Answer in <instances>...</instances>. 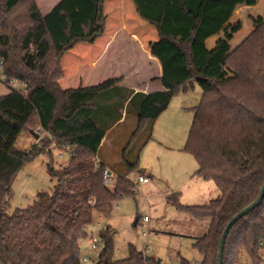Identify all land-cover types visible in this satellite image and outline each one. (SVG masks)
Listing matches in <instances>:
<instances>
[{"label":"trees","instance_id":"obj_1","mask_svg":"<svg viewBox=\"0 0 264 264\" xmlns=\"http://www.w3.org/2000/svg\"><path fill=\"white\" fill-rule=\"evenodd\" d=\"M105 1L59 0L43 14L36 0H0V59L4 82L11 87L0 95V261L85 264L80 240L88 235L95 212L110 217L118 200L135 194L136 184L128 173L139 167L140 153L130 160L126 151L148 130L144 146L174 94L197 81L203 93L193 108L185 149L198 162L195 174L212 179L221 194L198 204L180 202L179 192L169 199L198 221H209L193 243L201 261L193 263L182 256L177 264H218L226 224L256 199L264 183V68L260 63L264 20L236 49L224 55L225 46L217 44L198 64L195 42L208 0H134L137 12L156 25L160 38L178 48L172 45V53L160 52L161 56L174 52L180 56V50L188 76H164L172 89L150 93L120 85L121 76L64 89L62 58L76 43L94 42L104 33ZM218 55L233 68L232 76L207 71ZM14 79L26 86L13 87ZM132 110L138 122L122 151L127 172L118 173L111 186L104 177L108 165L99 153L107 131ZM38 128L42 133H37ZM23 132L38 134L28 148L17 146ZM53 144L70 153L61 168L54 165ZM42 153L49 156L53 188L37 191L31 204L13 209L14 180ZM114 237L111 225L101 230L103 246L91 264H170L134 243L129 244L128 256L115 258ZM244 251L252 264H264V199L230 228L223 264H237Z\"/></svg>","mask_w":264,"mask_h":264},{"label":"rangeland","instance_id":"obj_2","mask_svg":"<svg viewBox=\"0 0 264 264\" xmlns=\"http://www.w3.org/2000/svg\"><path fill=\"white\" fill-rule=\"evenodd\" d=\"M113 5H115L113 1L104 3V13L107 16L105 32L94 42L76 43L62 58L64 76L66 73L68 79L74 78L73 86L78 84V77L74 76L78 59L100 51L108 33L117 34L116 41L121 44L120 49H123L121 59L133 58L142 64H140L139 72H135L134 68H130L128 64L115 65L102 72L96 68L91 77L100 75L93 78L91 83L97 84L110 77L121 76L127 71L130 79L141 77L145 80L148 76H156L159 73L158 64L151 61H147L148 64H146L145 57L148 52L144 49L153 48L154 52L159 50L160 56L161 51L172 53L173 46L178 49L160 38L156 25L142 18L133 2L131 5L123 6L121 14L120 7ZM42 8L45 11L46 7ZM204 12L205 20L201 33L206 35L208 40L207 43L199 44L196 48L198 64L206 51L217 44L222 43L223 46H228L229 52L240 46L264 20V0H208ZM140 34L146 35L142 43L137 39ZM133 38L137 39L139 46L135 45ZM148 38L153 46L149 45ZM179 52L181 66L178 58L171 63L167 62L165 66V73L172 74L174 78H182L183 73L187 75L182 53L180 50ZM172 55L177 56L178 52ZM219 56L212 60L207 71L213 74H217L218 71L221 77L232 76L233 68L223 63ZM260 63L264 68V52ZM82 65L83 67L78 68L81 79L88 74L85 58ZM4 80L5 75L0 65V95L11 90ZM11 85L17 89L24 87L21 83ZM113 93L118 94L116 90ZM202 93L203 90L197 81L189 84L185 89L178 90L169 106L158 118L153 134L147 140L144 149L140 148L150 135L148 130L141 132L130 149L126 151L130 160L135 154L140 153L139 167L128 173L129 177L135 181V194L126 195L118 200L110 217L95 212L94 221L87 228L88 235L80 240L82 258L89 256V260L83 261L85 264L98 260L103 246L100 232L107 225L115 229V258L128 256L130 243L136 244L145 253L156 254L172 264L178 263L181 256L190 259L193 263H197L196 261L202 257L193 242L196 237L204 234L209 221L205 224L202 222L196 224L198 220L192 214L180 210L169 199L172 193L179 192L180 202L196 204L207 202L221 194L212 179L205 180L200 175H194L198 162L193 154L185 149L194 117L193 108L200 102ZM137 122L136 114L133 110L130 111L126 119L124 117L113 127L107 142L101 148V156L106 158L113 172L112 185L115 184L118 173L127 172L122 151L127 146ZM28 136L32 143L36 139L34 134L23 132L17 139V146L28 148L32 144L26 141ZM51 148L55 167L61 168L66 165L70 158L69 151L55 144ZM48 161V154L42 153L20 170L12 185L15 193L12 199L13 209L31 204L37 191L53 188V180L47 167ZM145 169V172L151 175L148 182H141L139 175ZM92 237L98 241V247H93ZM237 264H252L245 251Z\"/></svg>","mask_w":264,"mask_h":264},{"label":"crops","instance_id":"obj_3","mask_svg":"<svg viewBox=\"0 0 264 264\" xmlns=\"http://www.w3.org/2000/svg\"><path fill=\"white\" fill-rule=\"evenodd\" d=\"M36 1H37V3H38V5H39V7H40V9H41L43 14L48 13L59 2V0H36ZM110 1H113L115 3V5H118L120 7L119 8L120 9V14L122 13L123 6L131 5V2L134 3V0H106V3L110 2ZM115 5H113V6H115ZM43 6L46 7L45 11L42 8ZM135 8H136V6H135ZM104 32H105V30H104ZM107 36L108 37L106 38V41L102 44L103 46L100 49V51H98L96 53H93L92 55L88 54L87 57H82V58L78 59V61L76 63V65H77L76 66V74H74V76L76 75L78 77V80H77L78 84L76 86H73L72 82L74 81V78L68 79V77H67V75L65 73V76L60 80V85L62 86V88L67 89V88H76V87H78L80 85L81 86L95 85L96 83H91V81L94 78V77H91V75L94 74L93 71L96 68H98V70L102 72L104 70H108L110 68H113L115 65L118 66V65H121V64H128L130 68H134L135 72H139L140 64H142V63L139 62L137 59L131 58L129 60H125V59H121L120 58L121 54L123 53V49H120L121 44L118 41H116L117 40L116 39L117 34L115 35V33L111 32V33H108ZM145 36L143 34H140L137 39L139 41H141V43H142V40L143 39L145 40V38H144ZM137 39L133 38V40H135L134 41L135 45L139 46ZM207 40H208L207 36L200 32L198 37H197V39H196V42H195V50H196V48H197V46L199 44L203 45L204 43H207ZM148 42L150 43L149 45H151V42H150L149 38H148ZM151 46H153V45H151ZM227 48H228V46L225 47L224 55L229 52V50ZM144 50H147L145 52H148L146 54L147 56L145 57L146 58V60H145L146 64H148L147 61H151V62L157 63L158 67H159V73L156 76H148L145 80H142L141 77L135 78V79H132V78L130 79L128 77V71H127V72H125V74L121 75L122 80H121V82L119 84L122 85V86L128 87V88H131L135 92L142 91V92H145V93H150V92H154V91H164V90L172 89L173 85L168 83V82H165L162 79V77L166 76V77L174 78L172 76V74L165 73V66L167 65V62L171 63V62L174 61V59H177L176 57H178L179 62H180V66H181V55L180 56H173L172 54H168V55L160 56L159 55V50H158V52H154L153 48L152 49H144ZM161 52L164 53L163 51H161ZM84 58H85V61H86V66L85 67L87 68V72L86 73H88V74H87V76L82 77V79H81V77L78 74V68L83 67L82 61H83ZM99 75L100 74H98L97 76H99ZM187 76H188V71H187V75H185V73H183L182 78H177V79H183V78H186ZM117 77H119V76H117ZM157 120H156V122H157ZM156 122H155V124H156ZM113 127L110 128L107 131V136L104 138V142H103L101 148L107 142L108 136H109L111 130L113 129ZM154 127H155V125H154ZM38 129L43 131L42 128H38ZM153 131H154V129H153ZM31 134L35 135V138H36L34 140V142H35L38 139L37 133L36 134L35 133H31ZM26 141L27 142H31L29 136L27 137ZM146 144L143 146L142 150L144 149ZM99 156L105 163H107L108 167H110V165L108 164V161L106 160V158L101 156V150H100ZM68 161L69 160H67V163H68ZM31 162H29V163H31ZM29 163H27V164H29ZM196 170L194 171V175H198V174H195ZM30 171H32V170H30ZM145 171H146V169L144 171H142L140 175H144V176H147L149 178V175H151V174L150 173L147 174L148 172H145ZM35 197L36 196H34V199H35ZM211 199H213V198H211ZM196 204H198V203H196ZM200 222H202V221H197L195 223L196 224H200ZM205 222L206 221H203L202 223L205 224ZM151 255L157 256L156 254H151ZM160 258H162V257H160ZM201 259H202V257H200V259L197 260L196 262H199ZM170 264H172V263H170ZM175 264H177V263H175Z\"/></svg>","mask_w":264,"mask_h":264},{"label":"water","instance_id":"obj_4","mask_svg":"<svg viewBox=\"0 0 264 264\" xmlns=\"http://www.w3.org/2000/svg\"><path fill=\"white\" fill-rule=\"evenodd\" d=\"M38 136V134H37ZM264 199V183L261 187V190L258 194V196L256 197V199L251 202L249 205H247L246 207H244L243 209H241L239 212H237L226 224L224 231L222 233L221 239H220V246H219V262L218 264H223V258H224V246H225V242H226V238L228 236L229 230L230 228L236 223V221H238L241 217H243L244 215L248 214L251 210H253L254 208H256L261 201ZM0 264H6L0 261Z\"/></svg>","mask_w":264,"mask_h":264},{"label":"built area","instance_id":"obj_5","mask_svg":"<svg viewBox=\"0 0 264 264\" xmlns=\"http://www.w3.org/2000/svg\"><path fill=\"white\" fill-rule=\"evenodd\" d=\"M2 62H3V60L0 61V65H2ZM11 83H21L23 86H26L25 83L17 82L16 79L12 80ZM37 133L38 134L42 133V130L38 129ZM95 163H96V165H99L100 159L98 157H95ZM104 177H105L106 184L112 185V179L114 178L113 177V172L108 167L104 171ZM139 181L148 182L149 178L147 176L140 175L139 176ZM91 242L93 244V247H98V241L94 237L91 238ZM263 257H264V253H263ZM82 259H83V261H87V260H89V256H84Z\"/></svg>","mask_w":264,"mask_h":264}]
</instances>
